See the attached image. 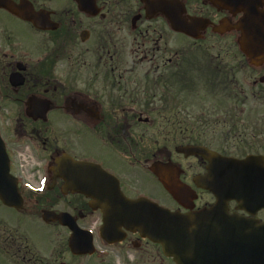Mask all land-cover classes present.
<instances>
[{"label":"flooded vegetation","instance_id":"flooded-vegetation-1","mask_svg":"<svg viewBox=\"0 0 264 264\" xmlns=\"http://www.w3.org/2000/svg\"><path fill=\"white\" fill-rule=\"evenodd\" d=\"M7 1L28 15L0 7V133L24 206L0 199V264H175L53 178H81L70 159L87 161L131 199L147 197L143 178L173 177L189 190L183 203L168 195L166 207H212L215 196L196 181L209 163L177 149L225 155L211 133L257 115L248 104L264 105V62L252 64L239 45L243 12L233 0ZM35 16L46 22L36 27ZM29 178H47L43 191ZM227 205L264 221V210ZM45 210L68 213L79 231L46 223Z\"/></svg>","mask_w":264,"mask_h":264},{"label":"water","instance_id":"water-1","mask_svg":"<svg viewBox=\"0 0 264 264\" xmlns=\"http://www.w3.org/2000/svg\"><path fill=\"white\" fill-rule=\"evenodd\" d=\"M233 3L244 13L239 26L241 48L253 63H258L264 58V11L259 9L258 0H233ZM0 6L28 18L6 0H0ZM31 21L36 26L45 23L37 16ZM181 31L185 30L181 28ZM180 151L187 156L200 155L210 162L212 174L222 176L213 178L216 186L209 187L217 198L212 208L183 214L171 212L147 199L129 200L122 194L115 178L107 177L98 166L86 163L79 164L84 178L63 179L74 183V192L94 199L92 205L96 204L95 207L108 214L106 216L118 218L121 223L139 229L144 237L160 244L164 254L172 257L176 264H264V223L231 215L226 207L228 200H236L248 210L264 208V178L256 177L264 175L260 166L263 158L222 157L202 147H186ZM159 180L175 200L180 202L186 195V190L175 178ZM14 181L0 139V197L7 205L21 208L22 199ZM62 215L45 212L44 219L49 222L58 217L62 221L67 216Z\"/></svg>","mask_w":264,"mask_h":264},{"label":"rangeland","instance_id":"rangeland-1","mask_svg":"<svg viewBox=\"0 0 264 264\" xmlns=\"http://www.w3.org/2000/svg\"><path fill=\"white\" fill-rule=\"evenodd\" d=\"M248 110L257 111V115L246 118H228L225 139L222 148L233 157H243L248 154L264 153V105L248 104ZM221 129L217 131L220 132ZM213 131V128H212ZM218 134L211 133V137ZM154 139L155 137L152 136ZM218 146V145H217ZM34 186L41 178H29ZM146 179L147 196L164 204L165 196L160 184L154 178ZM36 180V181H35ZM139 189L141 183L134 184ZM167 201V200H166Z\"/></svg>","mask_w":264,"mask_h":264}]
</instances>
